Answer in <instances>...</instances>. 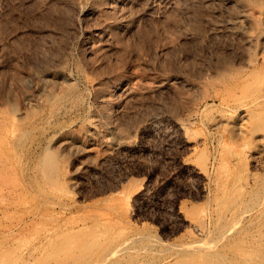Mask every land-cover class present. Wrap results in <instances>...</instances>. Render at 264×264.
Segmentation results:
<instances>
[{"label":"rangeland","instance_id":"rangeland-1","mask_svg":"<svg viewBox=\"0 0 264 264\" xmlns=\"http://www.w3.org/2000/svg\"><path fill=\"white\" fill-rule=\"evenodd\" d=\"M263 110L264 0H0V264H264Z\"/></svg>","mask_w":264,"mask_h":264},{"label":"bare ground","instance_id":"bare-ground-1","mask_svg":"<svg viewBox=\"0 0 264 264\" xmlns=\"http://www.w3.org/2000/svg\"><path fill=\"white\" fill-rule=\"evenodd\" d=\"M218 1H219V0H218ZM225 1H226V0H225ZM221 2H222V1H221ZM255 34H256V33H255ZM259 34H260V33H259ZM254 74H255V73H254ZM252 79H254V82H255V80H257V79H255V78H252ZM249 80H250V79H249ZM247 81H248V80H247ZM252 81H253V80H252ZM252 81H251V82H252ZM251 82H250V83L248 82L249 85L251 84ZM231 84H232V83H231ZM255 84H256V82H255ZM247 85H248V84L246 83L245 87H247ZM257 86H258V85H257ZM258 87H259V86H258ZM251 88H252V87H251ZM251 88H249V89L251 90ZM228 91H229V90H228ZM228 91H227V92H228ZM230 91H231V90H230ZM245 91H247V93H248V90H245ZM232 92H233V94H234V91H232ZM232 92H230V93H232ZM228 94H229V92H228ZM235 95H237V94H235ZM225 96H227V95H225ZM230 96H232V95L230 94ZM242 96H243V94H242ZM244 96H245V95H244ZM239 97H240V96H239ZM235 98H236V97H235ZM241 98H242V97H241ZM228 99H229V98H228ZM230 99H231V97H230ZM237 99H238V97H237ZM259 99H260V98H259ZM232 100H234L233 97H232L231 101H232ZM227 101H229V100H227ZM231 101H230V102H231ZM254 101H255V99H254ZM254 101H252V102H254ZM232 102H233V101H232ZM252 102H251V103H252ZM224 103H225V100H224ZM226 103H229V102H226ZM247 104H248V103H247ZM227 105H228V104H227ZM248 105H249V104H248ZM225 106H226V104H225ZM226 107H227V106H226ZM242 107H243V106H242ZM228 108H229V106H228ZM246 109H247V108H245V110H246ZM248 109H249V108H248ZM247 111H248V110H247ZM249 111H250V109H249ZM249 111H248V112H249ZM250 112L253 113L252 111H250ZM263 112H264V110H263ZM256 114H257V113H256ZM259 114H260V113H259ZM263 115H264V113H263ZM228 116H229V115H228ZM231 116H232V115H231ZM250 116H252V115H250ZM255 116H256V115H255ZM259 116H260V115H258V117H259ZM260 117H262V116H260ZM226 118H227V117H226ZM230 118H231V117H230ZM259 119H260V118H259ZM260 120H263V119H260ZM257 121H258V120H256V122H257ZM263 121H264V120H263ZM247 122H249V121H247ZM251 122H252V121H251ZM254 122H255V120H254ZM254 124H255V123H253L252 126H254ZM262 124H263V122H262ZM256 125H257V127H259L260 124L258 125V123H256ZM263 125H264V124H263ZM263 125H261V129H262ZM246 128H247V125H246ZM250 128H256V127H250ZM258 129H259V128H258ZM247 130H250L249 127L247 128ZM251 130L253 131V129H251ZM251 130H250L251 134L254 133V132H252ZM256 131H257V129H256ZM256 131H255V132H256ZM258 131H259V130H258ZM263 131H264V129H263ZM244 133H245V132H244ZM258 133H259V132H258ZM263 133H264V132H263ZM246 134H247V133H246ZM254 135L257 136V137L259 138L258 135H260V133H259V134L256 133V134H254ZM260 137H261V135H260ZM255 138H256V137H255ZM250 139H251V138H249V140H250ZM263 139H264V137H263ZM126 140H127V139H126ZM247 140H248V139H247ZM249 140H248V141H249ZM124 141H125V140H124ZM126 144H127V143H126ZM249 144H250V143H249ZM119 145H120V144H119ZM119 145H118V146H119ZM123 145H124V143H123ZM127 146L129 147L128 144H127ZM260 146H261V145H260ZM120 147H122V146H120ZM253 150H254V149H253ZM260 155H261V153H260ZM252 156H253V155H252ZM263 156H264V155H263ZM261 157H262V156H261ZM203 166H204V165L201 164L200 167H199V169H200V170L203 169V172H205L206 170H204L205 167L203 168ZM233 199H234V198H233ZM232 202H233V201H232ZM233 205H234V204H233ZM262 211H263V210H262ZM251 222H252V221H251ZM192 226H193V225H192ZM196 226L201 227V224H200V223H199V224L197 223ZM194 228H195V226H194ZM195 229H196V228H195ZM201 229H203V228H201ZM199 230H200V229H199ZM196 231H197V230H196ZM201 231H202V230H201ZM201 231H200V232H201ZM198 232H199V231H198ZM222 234H223V233H222ZM93 242H94V241H93ZM195 242H196V241H195ZM58 246H59V245H58ZM196 246H197V245H196ZM118 248H119V250H120V249H122V250L124 249V247L121 246V245H119V246L117 247V249H118ZM191 248H192V247H191Z\"/></svg>","mask_w":264,"mask_h":264}]
</instances>
